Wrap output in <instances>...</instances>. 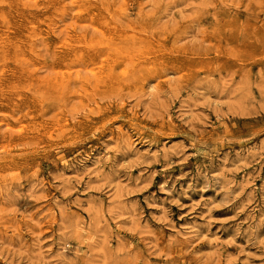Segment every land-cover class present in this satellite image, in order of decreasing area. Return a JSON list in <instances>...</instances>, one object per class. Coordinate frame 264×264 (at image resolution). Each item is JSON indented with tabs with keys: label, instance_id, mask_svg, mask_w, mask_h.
I'll return each mask as SVG.
<instances>
[{
	"label": "rangeland",
	"instance_id": "obj_1",
	"mask_svg": "<svg viewBox=\"0 0 264 264\" xmlns=\"http://www.w3.org/2000/svg\"><path fill=\"white\" fill-rule=\"evenodd\" d=\"M0 264H264V0H0Z\"/></svg>",
	"mask_w": 264,
	"mask_h": 264
},
{
	"label": "bare ground",
	"instance_id": "obj_2",
	"mask_svg": "<svg viewBox=\"0 0 264 264\" xmlns=\"http://www.w3.org/2000/svg\"><path fill=\"white\" fill-rule=\"evenodd\" d=\"M80 19H82V18H80ZM108 24L109 23H105V26L106 27H108ZM151 28V27H150ZM98 30V29H97ZM84 39H86V42L87 43H89V44H87V45H84V46H82L81 48H80V50L76 53H70V54H73L72 56H73V58H72V60L70 61L71 62V64H82V65H84L85 63H83L84 62V58L86 57V56H92V58L90 59V61L89 62H87L86 63V68L89 66V64H91V65H95V63H96V61H97V59H99V57L100 56H102V55H104L105 53H107L109 56H111L112 55V53L114 52V53H116V56H114L116 59H118V60H116V59H114V60H116L115 62H117V66H118V64H120V65H122L123 66V70H125V69H128V70H130L131 72H134L133 74H135V72L136 73H138V71H135V69H133L134 68V66H136V65H134V64H132V62H134L135 61V59H133L132 60V62L130 61L131 60V57H132V52H128L127 53V55L125 54V56L124 57H121L120 59V61H119V57H117V55H118V53H117V49L118 48H115V44L113 43L114 41H112L111 39L112 38H109V40H107L106 42H107V45H108V47H109V49H106V50H113V52H109V51H106V52H104V50L103 49H105V47L104 48H102L100 45H98V43H94L92 40H90V42H88L87 41V38L86 37H84ZM122 39V38H121ZM37 43V42H36ZM133 45H134V43H133ZM133 47H135V46H133ZM133 47H132V49H133ZM120 50H126L125 49V47H120L119 48ZM147 49L148 50H150V49H152V47L151 46H148L147 47ZM77 54L79 55V56H77ZM46 58V57H45ZM130 59V60H129ZM124 64H126V65H124ZM145 64H147L146 62H145ZM75 65V66H76ZM128 65V68L127 67H125V66H127ZM74 67V66H73ZM133 67V68H132ZM79 69V68H78ZM85 69V68H84ZM114 69L115 68H111V70H110V72L108 73V75L106 76V78H109V79H117V76L115 75V74H113L114 73ZM37 70V69H36ZM168 70V68H162V67H160V66H154V68L152 69V67H148V68H146L145 70L143 69V70H140V76H141V78H143V80L145 81V82H147V81H149V80H151V79H156V77H160V76H162L166 71ZM88 72H89V70H88ZM77 73H79V72H77ZM129 73V72H128ZM142 73V74H141ZM94 75V74H93ZM144 76V77H143ZM82 80V79H81ZM99 80V79H98ZM67 81H69L68 83H66ZM79 82L80 83H82L81 84V86L80 87H82V88H87V82H90V78L89 77H87L86 76V78L85 79H83L82 81H80L79 80ZM56 83L57 84H55V86L53 87V86H47L45 89H40L41 87H37L38 89H36V94L38 93V91H39V93H43L44 91H48V92H50V93H55L56 92V88H58V89H61L62 90V94L66 91V90H69V85H70V79L68 78V79H66V81H64L62 78L61 79H59V80H56ZM84 83V84H83ZM156 85V84H155ZM96 87H98V86H96ZM70 103H71V101H70ZM7 123V122H6ZM16 124V123H15ZM6 125V124H5ZM15 126V125H14ZM7 128V127H6ZM61 139V138H60ZM14 155V154H13ZM11 164V163H10ZM18 174V173H17ZM12 177H13V173H12ZM10 178V177H9Z\"/></svg>",
	"mask_w": 264,
	"mask_h": 264
}]
</instances>
